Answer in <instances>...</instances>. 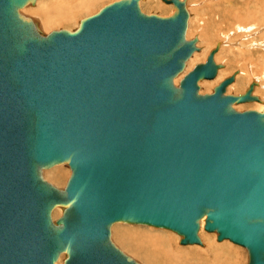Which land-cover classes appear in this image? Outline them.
<instances>
[{"label":"water","instance_id":"obj_1","mask_svg":"<svg viewBox=\"0 0 264 264\" xmlns=\"http://www.w3.org/2000/svg\"><path fill=\"white\" fill-rule=\"evenodd\" d=\"M142 1H115L74 31L46 34L22 14L36 0H0V264H57L63 254V264H94L89 249L102 264H141L114 243L113 225L202 245L204 216L207 232L264 264V112L234 108L261 102L258 83L227 95L232 76L200 94L223 68L217 47L176 86L199 50L186 39L187 0H162L169 16L145 14ZM59 165L71 169L63 189L43 176ZM207 165L214 187L200 179ZM80 208L88 227L73 229L66 221ZM70 232L80 240L67 241ZM77 245L88 247L79 257Z\"/></svg>","mask_w":264,"mask_h":264},{"label":"rangeland","instance_id":"obj_2","mask_svg":"<svg viewBox=\"0 0 264 264\" xmlns=\"http://www.w3.org/2000/svg\"><path fill=\"white\" fill-rule=\"evenodd\" d=\"M53 1L56 0H38L34 7L22 10V14L32 18L46 34L55 30L74 31L83 19L96 14L106 5L118 0H65L66 4H62L64 6H55L52 4ZM81 1L82 6L79 4ZM216 1H187L190 19L186 39L190 41L197 38L199 52L195 53L187 62L184 73L175 79V85L179 86L184 76L198 64L206 63L210 52L222 44L215 56V62L222 65L223 68L218 71L216 79L200 82V94H212L215 87L232 76H236V79L234 84L228 87L227 95L244 94L250 85L257 81L258 84L253 95L259 97L262 103L234 105V108L239 112L248 110L264 112V49L261 45H258V47L251 46V48L249 45L254 40L259 41L258 43L264 42V39H262L264 20L263 25L258 28L261 29V33L255 34L253 37L245 38L244 34H231L228 30L235 29L238 24L226 22L232 13V16L234 15L232 18L237 15H239V18H245L247 9L243 6V0H228V3L223 0L222 5ZM141 7L142 11L148 15L169 16L173 12V6L167 5L161 0H144ZM250 7L253 9L255 5H250ZM262 7L264 12V6ZM207 24L208 27H206ZM222 32L226 34L224 35ZM241 45L244 47L241 48ZM248 49L253 52V55H249ZM43 176L49 183L63 189L71 176V170L68 166H55L45 170ZM61 209L57 207L53 210V221L62 216L60 212H63V209ZM161 230L169 233L170 237H166ZM199 236L203 246H182L180 244L181 236L169 230L125 224L112 227V240L114 243L141 264H248V253L245 248L235 245L229 240L218 242V235L207 233L204 228L200 229ZM225 245L228 247H224ZM189 249H195L197 253L195 255H185L183 251ZM200 251L201 254H199ZM64 259L65 255L63 254L57 264H63Z\"/></svg>","mask_w":264,"mask_h":264},{"label":"bare ground","instance_id":"obj_3","mask_svg":"<svg viewBox=\"0 0 264 264\" xmlns=\"http://www.w3.org/2000/svg\"><path fill=\"white\" fill-rule=\"evenodd\" d=\"M38 0H36V2H37ZM66 1H68V0H66ZM66 1L65 0H56V1H53L52 2V4L53 5H55V6H58V5H62V4H66ZM162 1V0H161ZM181 1H184V0H181ZM188 1V0H187ZM187 1H186V6H187ZM223 0H217L216 2L218 3V4H223V2H222ZM36 2H35V4H29L28 6H26L25 8H28V7H34L35 5H36ZM69 2H72V1H69ZM143 2V1H142ZM141 2V3H142ZM163 2V1H162ZM224 2H227L228 3V0H224ZM263 2H264V0H243V6L247 9V13H246V16H245V18L243 17V18H239L238 16L239 15H237V16H235V18H232L233 16H232V14H231V16H229V18H228V20H227V22L226 23H236V24H238L236 27H235V29H233V30H228L229 31V33H238V34H244L246 37L245 38H249V37H253L255 34H259V33H261V29H258V28H260L262 25H263V20H264V12H263V7L262 6H264V4H263ZM165 3V2H164ZM241 3V4H242ZM78 4V3H77ZM81 6L83 5V3H82V1L79 3ZM165 4H167V3H165ZM224 4H226V3H224ZM240 4V5H241ZM167 5H170V6H173L172 4H167ZM250 5H255V7L253 8V9H251V7L249 8V6ZM62 6H64V5H62ZM72 6V5H71ZM207 6V5H206ZM208 8V7H207ZM76 9V8H75ZM188 9V8H187ZM243 9V8H242ZM24 10V9H23ZM26 10V9H25ZM32 10V9H31ZM173 10H174V6H173ZM69 11V10H68ZM237 11V10H236ZM245 11V10H244ZM72 12V11H71ZM230 13H231V11H230ZM69 14V13H68ZM244 15H245V13H244ZM218 16V15H217ZM220 16V15H219ZM68 17V16H67ZM224 17V16H223ZM215 18V17H214ZM226 18V17H225ZM190 19V18H189ZM227 19V18H226ZM233 19H234V21H233ZM215 20V19H214ZM209 21V20H208ZM213 22V21H212ZM216 22V21H215ZM264 26V25H263ZM206 27H208V24H207V26ZM209 27H211V26H209ZM204 28H205V26H204ZM206 29H208V28H206ZM232 29V28H231ZM204 30V29H203ZM263 30H264V27L262 28V32H263ZM253 31H254V33H253ZM224 35L226 34V33H224V32H222ZM250 34H252V35H250ZM237 35V34H236ZM262 39H264V35H263V37H262ZM259 41H257V40H254V41H251L250 43H249V45H250V48H251V46H254V47H258V45H261L262 46V48L264 49V42L263 43H258ZM223 44H225V43H223ZM222 45V44H221ZM220 45V46H221ZM220 46H218L219 47V49H220ZM260 46V47H261ZM241 48L242 47H244V46H240ZM244 49V48H243ZM242 49V50H243ZM219 51V50H218ZM245 51V50H244ZM199 52V50L198 51H196V52H194V54L195 53H198ZM247 52V51H246ZM218 53V52H217ZM216 53V54H217ZM248 53H249V55L251 54V55H253V52H251V50H249L248 49ZM193 54V55H194ZM245 54V53H244ZM193 55L191 56V58L193 57ZM216 56V55H215ZM215 56H214V59H215ZM244 56V55H243ZM190 58V59H191ZM195 58V57H194ZM189 59V60H190ZM264 59V58H263ZM188 60V61H189ZM190 68V67H189ZM251 69V68H250ZM220 70V69H219ZM218 70V71H219ZM217 76H218V73H217ZM217 76L214 78V79H216L217 78ZM213 79V80H214ZM235 79H236V76H235ZM204 81H212V80H203V81H201V82H204ZM235 82V81H234ZM234 82L232 83V84H230L229 85V87L231 86V85H233L234 84ZM257 82V81H256ZM228 89V88H227ZM227 93V92H226ZM247 103H254V102H247ZM247 103H243V104H247ZM262 103V101L260 102V104ZM242 103H240V104H234V105H241ZM263 111V110H262ZM258 112H260V113H263V112H261V111H258ZM65 119H67V117H64ZM81 141L80 140H77V143H75V146H73L71 149H69V153L72 155V157L73 158H76V157H74L75 155L76 156H78L77 157V159L80 157V155L79 154H81L80 153V150H81ZM227 158H230L229 156L227 157ZM104 165V164H103ZM224 164L222 163L221 164V166H223ZM59 166H68V165H59ZM69 167V166H68ZM53 168V167H52ZM71 170V169H70ZM211 170H212V166H208L207 165V167L206 168H203L202 170H201V174H200V179H201V182L208 188V187H211V186H213L214 187V185H212L213 184V182H215V180H213L212 178H211ZM220 176V178H222V176L221 175H219ZM83 184H85V179L80 183V185H78V187L76 188V189H80V188H82V186H83ZM61 202H65V201H67L66 199H59ZM58 208H62V206H57ZM56 207V208H57ZM63 209V208H62ZM61 209V210H62ZM85 212V209H83V208H80V209H77L76 211H74L73 212V210L70 212V217H69V220L68 221H66V225L68 224V225H70L71 227H73V229H81V228H83L84 227V224H86V223H84L83 222V220H82V214ZM53 213V212H52ZM60 213H63V212H60ZM188 213H192V211L190 210V212H188ZM52 216V215H51ZM207 218H208V216H204V218H202L201 219V221H200V228H199V231H198V236H199V232H200V229L201 228H204V230H205V222H206V220H207ZM119 224H122V223H118V224H115V225H119ZM125 225H128V224H125ZM114 226V225H113ZM112 226V227H113ZM133 226H135V225H133ZM137 226V225H136ZM85 227L87 228L88 227V224H86L85 225ZM150 227H153V226H150ZM154 228H156V227H154ZM158 229H161V228H158ZM164 230H167V229H164ZM169 231H171V230H169ZM206 231V230H205ZM161 232H163L164 234H165V236L166 237H170V234L169 233H167V232H165V231H162L161 230ZM173 232V231H172ZM207 232V231H206ZM67 233V232H66ZM174 233H176V232H174ZM207 233H215V232H207ZM176 234H178V233H176ZM217 234V233H216ZM178 235H180V234H178ZM181 236V235H180ZM65 238H66V240L67 241H72V240H75L76 242H78L80 239V237H74V235H73V233L72 232H70V233H68V234H66L65 235ZM86 238H88V237H84V239H83V241L86 239ZM199 238H200V236H199ZM181 240H182V236H181ZM217 240H218V237H217ZM222 241H224V240H222ZM222 241H219L218 240V242H222ZM95 242H97V241H95ZM231 242V241H230ZM83 243V242H82ZM89 243H93V241H90ZM233 243V242H232ZM180 244H181V241H180ZM234 244V243H233ZM182 246H190V245H200V244H181ZM235 245H237V244H235ZM77 246H81V245H77ZM200 246H203V243H202V245H200ZM239 246V245H238ZM224 247H228V246H224ZM240 247H242V246H240ZM258 247H259V249H260V253H263V251H264V238H261V236L259 235V244H258ZM86 248H88V247H85V246H81L80 247V250H79V252H78V257H79V254L81 253V251L83 250V249H86ZM244 248V247H243ZM89 252H90V255H86V257L90 260V261H92L94 264H102V262L98 259V257L92 252V250H88ZM184 253H185V255H195L196 253H197V250H193V249H189V250H184L183 251ZM199 254H201V251H200V253ZM58 262H60V259L58 260Z\"/></svg>","mask_w":264,"mask_h":264}]
</instances>
